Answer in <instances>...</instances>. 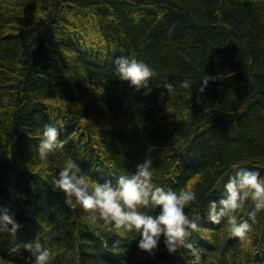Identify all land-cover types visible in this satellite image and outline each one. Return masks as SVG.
I'll list each match as a JSON object with an SVG mask.
<instances>
[{
	"label": "trees",
	"instance_id": "obj_1",
	"mask_svg": "<svg viewBox=\"0 0 264 264\" xmlns=\"http://www.w3.org/2000/svg\"><path fill=\"white\" fill-rule=\"evenodd\" d=\"M123 54L154 67L150 86L115 74ZM206 72L216 79L202 91ZM49 122L68 142L43 162ZM69 157L101 181L149 158L157 183L191 184L198 252H169L162 237L153 255L135 232L87 224L50 183ZM233 161L264 166V0H0V207L22 225L0 232L5 264H27L12 248L37 234L50 264H264V211L244 240L206 217Z\"/></svg>",
	"mask_w": 264,
	"mask_h": 264
},
{
	"label": "clouds",
	"instance_id": "obj_2",
	"mask_svg": "<svg viewBox=\"0 0 264 264\" xmlns=\"http://www.w3.org/2000/svg\"><path fill=\"white\" fill-rule=\"evenodd\" d=\"M114 59V72L121 79L128 80L137 88L150 86L156 70L147 61L131 54ZM213 79L216 77L206 72L200 79V89L203 91ZM181 85L190 88L192 81L185 78ZM164 86L172 96L176 85L167 81ZM147 90L151 91V88L147 87ZM80 106V101L73 105L74 109ZM62 124L46 123L38 133V156L41 161L48 162L50 154L65 149L68 139L61 138ZM58 169L51 176L50 183L63 193L66 204L84 210L83 220L90 226L109 227L117 233L135 232L140 236L138 247L153 255L159 249L162 237L169 252L182 247L198 252L191 240L193 232L200 231L203 219L199 210L191 208L192 203L199 199L198 192L191 184L175 190L157 183L151 159L137 162L133 171L119 174L115 182L94 177L73 157L65 159ZM226 175L227 179L221 177L218 182V187H222L220 197L208 201L206 217L217 224L226 220L228 235L244 240L257 221V213L264 211V166L249 167L241 161H233ZM249 204L248 218H240L239 213ZM157 208L159 211L154 212ZM21 226L9 208L0 207V232L15 234ZM21 247L30 252L26 257L27 264H50L51 250L38 234L35 240L14 245L12 251ZM0 264H5L2 255Z\"/></svg>",
	"mask_w": 264,
	"mask_h": 264
}]
</instances>
